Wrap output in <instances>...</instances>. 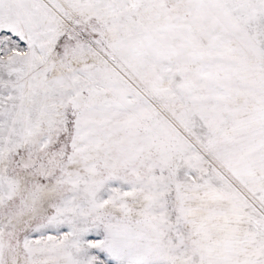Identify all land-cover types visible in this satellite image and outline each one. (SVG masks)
Listing matches in <instances>:
<instances>
[{
  "label": "snow or ice",
  "instance_id": "6c2138e0",
  "mask_svg": "<svg viewBox=\"0 0 264 264\" xmlns=\"http://www.w3.org/2000/svg\"><path fill=\"white\" fill-rule=\"evenodd\" d=\"M0 264H264V0H0Z\"/></svg>",
  "mask_w": 264,
  "mask_h": 264
}]
</instances>
